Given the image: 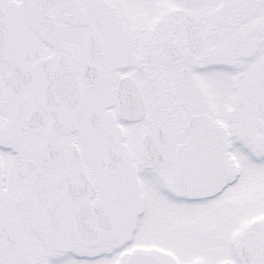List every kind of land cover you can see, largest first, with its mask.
Here are the masks:
<instances>
[{"label": "snow or ice", "instance_id": "1", "mask_svg": "<svg viewBox=\"0 0 264 264\" xmlns=\"http://www.w3.org/2000/svg\"><path fill=\"white\" fill-rule=\"evenodd\" d=\"M0 264H264V0H0Z\"/></svg>", "mask_w": 264, "mask_h": 264}]
</instances>
